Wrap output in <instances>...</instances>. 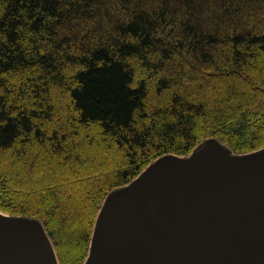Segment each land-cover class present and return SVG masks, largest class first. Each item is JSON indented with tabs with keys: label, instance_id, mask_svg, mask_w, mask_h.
Returning a JSON list of instances; mask_svg holds the SVG:
<instances>
[{
	"label": "trees",
	"instance_id": "obj_1",
	"mask_svg": "<svg viewBox=\"0 0 264 264\" xmlns=\"http://www.w3.org/2000/svg\"><path fill=\"white\" fill-rule=\"evenodd\" d=\"M209 137L264 146V0H0V210L60 264L111 190Z\"/></svg>",
	"mask_w": 264,
	"mask_h": 264
},
{
	"label": "water",
	"instance_id": "obj_2",
	"mask_svg": "<svg viewBox=\"0 0 264 264\" xmlns=\"http://www.w3.org/2000/svg\"><path fill=\"white\" fill-rule=\"evenodd\" d=\"M0 264H60L43 223L0 211ZM82 264H264V146L209 137L104 198Z\"/></svg>",
	"mask_w": 264,
	"mask_h": 264
},
{
	"label": "rangeland",
	"instance_id": "obj_3",
	"mask_svg": "<svg viewBox=\"0 0 264 264\" xmlns=\"http://www.w3.org/2000/svg\"><path fill=\"white\" fill-rule=\"evenodd\" d=\"M206 139H207V138H206ZM196 147H197V146H196ZM194 149H195V148H194ZM194 149H193V150H194ZM193 150H192V151H193ZM192 151H191V152H192ZM189 154H190V153H189ZM187 155H188V154H187ZM182 156H186V155H182ZM0 211H1V212H4V211H2V210H0ZM4 213H5V212H4Z\"/></svg>",
	"mask_w": 264,
	"mask_h": 264
}]
</instances>
